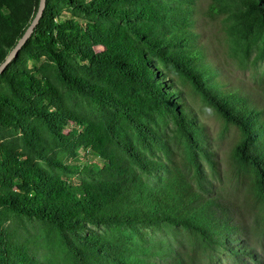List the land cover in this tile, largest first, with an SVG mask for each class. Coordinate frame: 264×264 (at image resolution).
Masks as SVG:
<instances>
[{
	"label": "trees",
	"instance_id": "1",
	"mask_svg": "<svg viewBox=\"0 0 264 264\" xmlns=\"http://www.w3.org/2000/svg\"><path fill=\"white\" fill-rule=\"evenodd\" d=\"M38 2L0 0V62ZM223 258L264 264V0H46L0 73V264Z\"/></svg>",
	"mask_w": 264,
	"mask_h": 264
},
{
	"label": "rangeland",
	"instance_id": "2",
	"mask_svg": "<svg viewBox=\"0 0 264 264\" xmlns=\"http://www.w3.org/2000/svg\"><path fill=\"white\" fill-rule=\"evenodd\" d=\"M96 50H99V47H96ZM248 73L249 70H246L245 74ZM200 117L205 123L207 132L210 135V141H212L213 143V147L219 150H223L224 148H226L232 141V130L228 129L224 131V135L221 136L223 125L209 109H203L200 114ZM96 160H98V157L95 153L90 152L88 150L78 149L74 162L80 164ZM223 260H226L224 264H230L227 258H223Z\"/></svg>",
	"mask_w": 264,
	"mask_h": 264
},
{
	"label": "water",
	"instance_id": "3",
	"mask_svg": "<svg viewBox=\"0 0 264 264\" xmlns=\"http://www.w3.org/2000/svg\"><path fill=\"white\" fill-rule=\"evenodd\" d=\"M45 1L46 0H39L37 10L29 23V25L25 28L21 36L18 38L15 45L10 49V51L7 53V55L4 57V59L0 62V73L5 69L7 64L16 56L18 51L21 49V47L24 45V43L27 41V39L32 35L34 32V29L39 22V19L42 15V12L45 7Z\"/></svg>",
	"mask_w": 264,
	"mask_h": 264
}]
</instances>
